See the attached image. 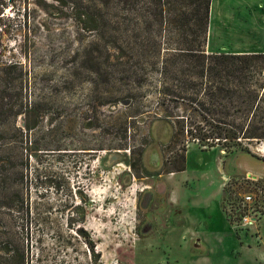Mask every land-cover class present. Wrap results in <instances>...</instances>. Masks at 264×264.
<instances>
[{
	"label": "trees",
	"instance_id": "trees-1",
	"mask_svg": "<svg viewBox=\"0 0 264 264\" xmlns=\"http://www.w3.org/2000/svg\"><path fill=\"white\" fill-rule=\"evenodd\" d=\"M49 1L55 4L53 18L69 22L70 34L52 37L44 22L49 14L40 23L25 17L21 25L0 30V264H69L70 254L73 262L86 257L100 264L84 227L87 196L78 190L77 204L64 199L52 210L30 188L35 152L65 150L58 144L48 149L63 133L51 127V119L40 128L50 97L37 92L39 82L60 71V89L72 80L84 81L91 91L102 87L97 98L103 105L119 101L111 96L114 88L126 91L124 112L131 110L125 115L133 122L144 116L142 91L148 87L152 121L168 124L169 142L177 145L173 170L163 172H180L189 142L228 153L264 141V56L205 52L211 0ZM39 30L46 34L41 42L33 39ZM7 32L20 36L18 59L4 55ZM116 114H109L108 124L121 121ZM53 211L63 215L62 224L53 220Z\"/></svg>",
	"mask_w": 264,
	"mask_h": 264
},
{
	"label": "rangeland",
	"instance_id": "rangeland-1",
	"mask_svg": "<svg viewBox=\"0 0 264 264\" xmlns=\"http://www.w3.org/2000/svg\"><path fill=\"white\" fill-rule=\"evenodd\" d=\"M212 1L208 42L205 45L209 48L206 50L213 52L216 46L229 51L233 45L251 43L256 47L257 54H261L264 48L258 23L264 28V0ZM243 5H246L251 22V32L246 35L239 28L241 23L248 21ZM53 6L55 4L49 0H0V30L9 31L21 25L25 17L28 22L40 23L45 20V14H49L51 17L44 22L53 30L52 37L60 33L70 34L69 22L53 18L56 14ZM45 35L39 30L33 39L41 42ZM19 44L20 36L15 37L10 32L2 35L1 45L6 58L10 54L19 58ZM34 72L40 75L37 69ZM60 76V71L52 72L51 80L46 84L39 82L37 86V92L50 97L46 119L39 125L44 130L49 126L46 121L51 119V127L58 126L63 135L48 149H56L58 144L65 150L35 152L29 170L31 190L52 210L58 209L64 199L73 206L77 204L78 190L87 196L91 205L87 208L84 227L100 254V264H163L165 252L160 235L168 237L176 256L177 233L147 232L142 228L144 216L139 210V203L143 192L152 188L158 178L143 163L145 152L159 151L162 162L160 175L164 174L163 171L173 170L170 162L177 145L169 142V125L163 121H152L151 110L147 109L153 101L148 87L142 91L144 116L133 122L126 118L128 114L125 115L131 110L124 112L129 104L123 99L126 91L121 93L114 88L111 96L119 101L103 105L97 98L103 92L102 87L91 91L84 81L72 80L67 89L62 90L56 84ZM118 86L121 90H128L126 86ZM115 112L114 118L120 116L121 121L115 125L108 124L107 121L112 119L108 118L109 114ZM16 123L22 126L23 119H17ZM89 124H96V127L91 128ZM144 142L147 143L142 145ZM124 144L131 149L130 152L118 149ZM245 147V151L236 149L227 153L219 147L202 149L189 142L186 145L185 174L191 176L204 172L220 181L223 184L221 208L235 237L239 240L244 237L252 239L247 243L252 245L253 240L260 239L257 246L264 247V141L251 142ZM181 177L178 175L174 179ZM245 195L250 196V201L242 204ZM243 215H247L249 223L244 236L240 237L242 227L239 220ZM52 217L57 223L64 221L63 215L57 211H53ZM80 248L82 252L83 246ZM52 254L57 259L61 255L54 248ZM71 256L67 259L71 262L69 264H89L86 257L73 262Z\"/></svg>",
	"mask_w": 264,
	"mask_h": 264
},
{
	"label": "crops",
	"instance_id": "crops-1",
	"mask_svg": "<svg viewBox=\"0 0 264 264\" xmlns=\"http://www.w3.org/2000/svg\"><path fill=\"white\" fill-rule=\"evenodd\" d=\"M212 3L211 0L209 17L212 15ZM243 6L248 21L245 20L241 23L239 28L242 34L246 35L251 32L249 26L251 22L248 19L246 5ZM209 17L206 40L209 31ZM247 22L250 23L247 24ZM258 30L259 35L262 36L264 28L260 23H258ZM208 48H205V52L212 53L206 50ZM216 51L238 54L258 53L256 47L251 43L241 46L233 45L229 51L218 49L215 46L213 52ZM186 156L187 151L184 154V169L182 171L160 175L162 162L159 151L155 149L143 154V163L151 172L156 173L158 178L154 181L152 188L143 192L140 199L139 210L144 216L142 228H145L149 233H177L175 249L178 252L176 256L168 237L164 234L160 235L163 237H161L162 240H165L164 242L161 240L165 252L162 263L264 264V247L257 246L260 239L253 240L252 245L247 244L252 239L248 240L247 237H244L239 240L235 237L221 208L223 184L204 172L187 176L185 174ZM178 175H182V177L174 179ZM240 233H242L240 237H243L245 231Z\"/></svg>",
	"mask_w": 264,
	"mask_h": 264
},
{
	"label": "built area",
	"instance_id": "built-area-1",
	"mask_svg": "<svg viewBox=\"0 0 264 264\" xmlns=\"http://www.w3.org/2000/svg\"><path fill=\"white\" fill-rule=\"evenodd\" d=\"M262 45H263V48H264V30H263V33H262ZM261 54L264 56V50L262 51ZM249 201H250V196L249 195H245L244 198H243L242 204L249 203ZM247 218H248L247 215H243L242 217H240L239 223H240V226L242 227V231L246 230V227H247V225L249 223Z\"/></svg>",
	"mask_w": 264,
	"mask_h": 264
}]
</instances>
